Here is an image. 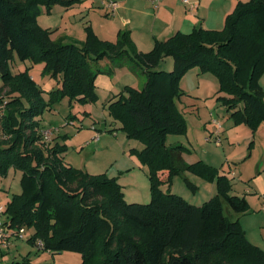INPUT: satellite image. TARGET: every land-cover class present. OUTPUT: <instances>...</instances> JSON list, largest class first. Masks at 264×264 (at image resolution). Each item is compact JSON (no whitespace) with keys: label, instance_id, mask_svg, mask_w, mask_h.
<instances>
[{"label":"trees","instance_id":"1","mask_svg":"<svg viewBox=\"0 0 264 264\" xmlns=\"http://www.w3.org/2000/svg\"><path fill=\"white\" fill-rule=\"evenodd\" d=\"M58 1L0 0V175L19 170L23 185L5 206V224L32 229L28 241H41L43 250L80 252L82 264H264V250L249 240L240 222L248 199L232 194L229 177L218 167L188 163L182 144H166L169 134L187 131L178 100L181 78L192 67L217 76L224 93L218 99L236 122L253 130L264 123V0L238 2L223 29L177 32L157 39L149 52L135 49L130 30H120L115 42L91 29L80 44L51 40L35 21L40 5L50 8ZM167 56L174 59L172 71L158 69ZM15 58L44 64L43 75L60 86L46 93L30 67L13 72ZM126 58L146 84L124 87L108 107L128 137L143 144L132 150L148 167L147 203L129 202L117 177L68 164L67 145L53 137L45 142L47 127L39 121L65 96L72 107L95 102L98 74L111 75ZM103 59L112 67H102ZM5 87L10 91L4 94ZM74 118L70 113L67 121ZM186 172L216 182V195L196 205L172 192L174 178ZM224 203L236 218L225 213ZM8 264L32 263L26 256Z\"/></svg>","mask_w":264,"mask_h":264},{"label":"rangeland","instance_id":"2","mask_svg":"<svg viewBox=\"0 0 264 264\" xmlns=\"http://www.w3.org/2000/svg\"><path fill=\"white\" fill-rule=\"evenodd\" d=\"M149 13L144 26L153 33L154 8L150 9ZM128 17L130 13L127 11L123 14L111 11L108 8V0H60L50 8L45 4L40 5L35 22L39 29L49 31L51 40L55 42L80 44L86 40L89 29L107 38L113 36L120 31L122 20H129ZM133 44L137 49L134 41ZM29 63L31 62L28 60L15 58L11 68L15 72L16 67H20V72L26 69ZM173 63V58L167 56L158 68L172 71ZM30 65L32 78L41 86L44 64ZM116 75L117 83L122 86L138 88L143 85L144 78L137 76L131 69H117ZM180 85L183 95L178 104L186 112L187 131L182 134H169L166 144H182L188 163L202 160L218 167L221 173L229 177L232 194L245 196L249 201V210L240 217L241 226L249 240L264 250V123H260L257 129L253 130L246 123L236 122L231 116V111L218 99L224 93L220 91L219 80L212 72H201L199 67H192L182 76ZM9 91V88L5 87L3 93ZM110 94L99 91L97 100L85 105L88 114L72 107L69 97L65 96L39 117L40 124L54 129L53 138L67 145L64 156L68 164L91 174L106 173L110 177H117L118 181L123 183L126 197L150 202L148 167L132 150H141L143 144L139 140L129 138L126 131L120 128L121 123L115 120L108 107ZM44 97L49 99L48 94H44ZM70 113H74L75 118L69 122L67 116ZM213 118L222 124L220 139L212 135ZM98 134L99 139L95 140ZM207 136L211 138L207 139ZM185 177L195 188L188 185ZM205 185L217 187L216 182H208L186 172L174 178L171 191L189 202L202 204L210 199ZM22 192L21 171L11 168L6 175H0V205L6 206L14 194ZM224 207L227 215L232 218L238 216L227 203H224ZM3 218L5 219V215ZM31 232L32 229L26 227L24 237H13L10 247L0 244V260L12 261L15 255V258L20 260L29 255L36 264H82L83 257L80 252L67 250L54 253L39 249L37 243L28 241Z\"/></svg>","mask_w":264,"mask_h":264},{"label":"crops","instance_id":"3","mask_svg":"<svg viewBox=\"0 0 264 264\" xmlns=\"http://www.w3.org/2000/svg\"><path fill=\"white\" fill-rule=\"evenodd\" d=\"M240 1L247 2L249 0H190L193 6L185 3L184 0H108V8L114 13L117 12V14H123L125 11L130 13V17H128L129 20H122V24L125 26L121 24V28L119 30L129 29L131 31V37L133 38L132 40L135 42L137 46V49L136 47L135 49L139 52H149L154 47V44L157 39L164 40L177 32L189 33L193 29L199 27H203L206 29H214V30L223 29L222 27L223 25H225L227 16L235 10L238 2ZM113 2L118 3V6L116 7L115 10H113L111 6V3ZM152 8H154L155 10V14L153 13L154 15H152L153 17L152 24L154 25L153 28L154 32L150 33L151 31L145 28L144 25L146 24L145 23L146 18L150 16L149 11L150 9L152 10ZM157 25L159 26V28ZM98 36L101 39L104 40L109 39V41L115 42L118 38V32H116V34H114L113 36L111 35L109 38L103 36L102 34H99ZM122 63L123 65L121 66L113 67L112 70L114 74L109 75L105 73H100L96 77L95 83H96V89L98 90L97 93H99V91H106L111 93L109 96V101L116 95L115 93L120 92L125 87L124 85L122 86L121 84L117 83L118 76L116 75V70L119 69V71H122L125 69H131L130 66L132 64V61L129 58H126L122 61ZM14 64L16 63L14 62ZM30 64L31 63H29V65L27 66L31 67ZM101 66L112 67V63L109 59H103L101 61ZM19 70L20 67H16L15 73H17ZM137 76L144 78L142 81L143 85L141 87H138V88H143L146 84L147 79L144 75L137 74ZM261 84L264 88V74L261 78ZM59 86L60 84L58 80L55 78H51L49 76H44L41 83V87L46 92H49ZM85 105H81L79 103H73V107H77L80 111H83L84 113L88 114L87 113L88 110ZM212 122H213L212 124L214 125V129L212 130L213 133L211 132L212 135L215 136L216 138L220 137L222 124L216 118H213ZM99 135L100 134L95 136V140L99 139ZM210 138L211 136H207V139ZM183 157L187 162L184 153H183ZM207 186L205 187L208 189V192L206 193L207 195H209L208 197L212 198L217 193V187L213 188ZM126 199L129 202L147 203V202H142L146 200H140L136 197H132V198L126 197ZM204 202H202V204ZM191 203L196 205H202L200 202H191ZM0 247L2 246L0 245ZM15 257L16 255L13 256L12 261L19 260L18 258ZM28 257L31 260L32 264H36L33 258H30L29 255ZM12 261L0 260V263L8 264ZM43 263L44 262L40 264Z\"/></svg>","mask_w":264,"mask_h":264},{"label":"built area","instance_id":"4","mask_svg":"<svg viewBox=\"0 0 264 264\" xmlns=\"http://www.w3.org/2000/svg\"><path fill=\"white\" fill-rule=\"evenodd\" d=\"M184 2L193 6V4H191L190 0H184ZM111 6H112L113 10H115L116 7L118 6V3L113 2V3H111ZM42 135H43V140L45 142H50L52 140L53 135H54V129L46 128L43 131ZM218 136H219V133H218ZM217 138L220 139L219 137H217ZM4 211H5V206L0 205V244H3L7 247H10L12 244L11 239L15 236L23 238L25 233H26V228L25 227H21V228H10V227H8L5 224V219L3 218ZM37 246L39 249H41V250L43 249V243L41 241H37Z\"/></svg>","mask_w":264,"mask_h":264}]
</instances>
